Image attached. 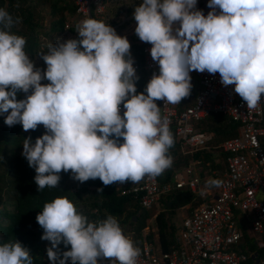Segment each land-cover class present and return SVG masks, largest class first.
Listing matches in <instances>:
<instances>
[{
	"label": "clouds",
	"instance_id": "1",
	"mask_svg": "<svg viewBox=\"0 0 264 264\" xmlns=\"http://www.w3.org/2000/svg\"><path fill=\"white\" fill-rule=\"evenodd\" d=\"M207 7V16L197 0H143L135 7V35L152 45L159 68L140 93L127 37L103 21L86 18L76 26L78 39L48 43L47 52L38 53L46 65L40 69L26 54V39L12 31L20 19L0 8V116L25 132L43 125L44 134L34 143L24 139L21 153L36 172L39 192L57 187L61 172L104 186L163 175L172 167L175 140L155 101L180 104L191 93L192 71L219 73L248 110L260 105L264 0H208ZM20 93L25 98L18 100ZM222 184L209 178L201 194ZM36 221L41 240L50 242L51 264H138L140 248L112 215L93 222L58 197ZM61 244L70 250L61 252ZM0 264H34V257L18 240L9 241L0 243Z\"/></svg>",
	"mask_w": 264,
	"mask_h": 264
},
{
	"label": "built area",
	"instance_id": "2",
	"mask_svg": "<svg viewBox=\"0 0 264 264\" xmlns=\"http://www.w3.org/2000/svg\"><path fill=\"white\" fill-rule=\"evenodd\" d=\"M73 14L64 15L59 32L63 41L78 39L76 26L86 18L103 20L111 1L115 0H67ZM208 0H197V9L205 16L211 11ZM152 45L144 46L139 55L145 80L159 75L158 65L150 56ZM136 72L137 65L134 63ZM192 89L180 104L155 101L161 116L167 117L179 154L188 159L187 164L173 171L170 181L159 184L157 179L141 180L134 184L116 182L114 190L119 196H128L136 205L148 211L160 198L176 190L186 189L193 198L187 205V214L181 219L176 233V246L166 252L157 245L143 240L139 246L138 264H264V94L255 110H248L246 102L234 92V85L224 87L219 73L192 71ZM126 111L121 105V115ZM210 115H220L237 126L234 137L223 140L218 148L223 155V170L218 179L219 188H211L203 195L204 187L199 171V161L194 155L204 151L213 135L198 129L199 123ZM214 177V175H213ZM209 179V178H208ZM184 208H186L184 206ZM132 239L130 233H123ZM243 236L254 249L247 253L240 250ZM134 241V240H133ZM47 264H51L47 262ZM68 264H71L69 261ZM99 264H111L102 260Z\"/></svg>",
	"mask_w": 264,
	"mask_h": 264
},
{
	"label": "trees",
	"instance_id": "3",
	"mask_svg": "<svg viewBox=\"0 0 264 264\" xmlns=\"http://www.w3.org/2000/svg\"><path fill=\"white\" fill-rule=\"evenodd\" d=\"M117 1L120 0L111 1L110 3ZM122 1H129L135 5L143 2V0ZM45 4H48L50 20L48 31L50 33L60 32L64 23V13L67 15L73 14L72 6L67 0H0V8L6 9L14 18L18 17L20 19V23L16 24L12 31L26 39L25 51L32 61L35 52L39 48L36 31L41 27L38 24L39 19L34 17L38 16V7ZM128 10L130 12V9L127 8V14H129ZM108 25L110 26V24ZM146 45L151 44L131 45L130 47L134 63L138 67L136 72L139 76L136 83L138 93L143 92L148 83L141 70V57L139 55L141 49ZM42 83L49 82L42 81ZM24 98L23 93L17 96L18 100ZM224 127L225 129L220 133L213 135L212 142H214L215 136L217 137L219 134L227 137L226 139L235 136L237 126L230 123L226 118ZM170 131L172 133V130ZM44 132L43 125H39L35 131L29 130L28 132H25L20 124L9 127L5 125L4 117L0 116V243L18 240L30 250L31 255L34 257V264H47V262H50L46 249L51 245L50 242L41 240L43 229L37 223L36 217L43 210L45 203L52 202L58 197H67L74 203L78 212L86 215L90 221L103 220L108 215L116 217L122 230L127 231L123 230V233H130L137 246L143 240L149 242V235L141 236V232L144 229L147 230L145 223L153 217L156 229V244L160 251L166 252L176 246L175 229L171 223L167 224L165 221V213L166 211L171 213L176 208L193 204V198L185 188L166 195L163 200L164 210L155 215L151 213L154 207L151 210L144 211L128 196H119L114 190L115 183L104 186L99 179L80 183L71 178L70 172L59 174L61 179L57 187L46 186L39 192L34 181L36 172L29 167L27 160L21 153L23 152L24 139L31 136L34 143L35 139ZM261 147L264 152V142L262 140ZM170 154L173 157L172 167L156 178L160 185L169 180L173 171H176L175 168L177 170L181 169L179 167H184L188 161L186 157L179 154L176 143L170 149ZM221 156L223 160V155L221 154ZM193 158L199 161L198 169L200 173L206 163L209 168H212L211 157L208 153L201 151L195 154ZM99 188H102L103 191L98 192L97 189ZM129 228L130 231H128ZM242 244L240 250L243 253L254 249V246L244 236ZM59 247L61 252L70 250V245L65 248L61 244Z\"/></svg>",
	"mask_w": 264,
	"mask_h": 264
},
{
	"label": "rangeland",
	"instance_id": "4",
	"mask_svg": "<svg viewBox=\"0 0 264 264\" xmlns=\"http://www.w3.org/2000/svg\"><path fill=\"white\" fill-rule=\"evenodd\" d=\"M139 5L132 4L129 1H117L115 3H110L108 5L107 10L104 13L103 16V22L115 29L116 33L121 37H127L130 47L131 45H144L145 42H141L139 38L135 35V27H136V21L134 20L133 13L135 7ZM130 9L129 14L126 13V10ZM108 12V13H107ZM38 16L34 17L39 19L38 24L41 25L39 29H37V39L39 41L38 45L39 48L37 52L34 54L33 62L35 64V67L40 69H46V65L44 61L38 56V53L47 52V44L48 43H55L57 39L62 40L61 37H59V32H52L50 33L48 31L49 28V16H48V4H45L43 6L38 7ZM66 15V13H64ZM108 15V16H107ZM71 16V15H68ZM225 118L220 115H210L205 121L198 124L197 128L204 130L206 132H210L212 135H215V133H220L222 130L225 129L224 127ZM227 137H223L221 134L215 136L214 142L210 143L208 146V155L211 157L212 162V168H209V165L206 163L204 167L201 170V178H202V184H205V181L208 180V178L218 179L219 175L221 174L223 170L222 166V156L220 153V150L218 148L219 144L225 140ZM262 142H264V138L262 139ZM183 166H180L179 168H182ZM174 170H177L175 168ZM172 175V174H171ZM170 175V177H171ZM214 175V177H213ZM171 178H169L168 181H170ZM167 181V183H168ZM166 184V183H165ZM84 197V196H82ZM164 197L160 198V201L158 204L152 209L151 213L154 215L163 211V200ZM264 199V194L260 193L257 196V199ZM181 208H176L171 213L167 212L165 213V221L168 223H171L175 229V238L176 233L178 230V226L180 224L181 219L187 214V205ZM172 214V215H171ZM147 230L144 229V231L141 232V236L149 235V242L156 244V229L153 222V217L148 219L145 223ZM125 230V229H123ZM131 229L129 228L128 231ZM126 231V230H125ZM127 232V231H126ZM139 243V241H137Z\"/></svg>",
	"mask_w": 264,
	"mask_h": 264
},
{
	"label": "bare ground",
	"instance_id": "5",
	"mask_svg": "<svg viewBox=\"0 0 264 264\" xmlns=\"http://www.w3.org/2000/svg\"><path fill=\"white\" fill-rule=\"evenodd\" d=\"M151 209H152V208H151ZM151 209H150V210H151ZM148 243H150V242H148ZM151 244H153V243H151ZM153 245H157V244H153Z\"/></svg>",
	"mask_w": 264,
	"mask_h": 264
}]
</instances>
